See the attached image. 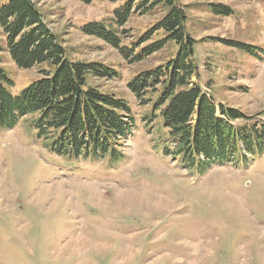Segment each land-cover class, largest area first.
Masks as SVG:
<instances>
[{
    "label": "rangeland",
    "instance_id": "rangeland-1",
    "mask_svg": "<svg viewBox=\"0 0 264 264\" xmlns=\"http://www.w3.org/2000/svg\"><path fill=\"white\" fill-rule=\"evenodd\" d=\"M177 1L196 41L198 84L217 116L230 109L250 117L232 121L236 128L264 125V0ZM125 2L37 0L70 60L115 73L89 83L123 100L134 126L116 163L52 155L30 115L0 129V264H264V152L213 164L202 174L164 153L160 119L143 120L151 105H142L127 85L165 65L176 48L170 43L134 61L163 38L155 26L166 12H134L116 25ZM220 7L229 13L213 10ZM88 24L116 29L120 47L132 55L85 35ZM0 67L13 95L46 69L21 70L6 52Z\"/></svg>",
    "mask_w": 264,
    "mask_h": 264
},
{
    "label": "trees",
    "instance_id": "trees-1",
    "mask_svg": "<svg viewBox=\"0 0 264 264\" xmlns=\"http://www.w3.org/2000/svg\"><path fill=\"white\" fill-rule=\"evenodd\" d=\"M69 1L87 4L90 0ZM156 8L166 12L155 26L163 38L141 49L134 61L170 43L176 54L165 65L137 75L127 87L142 105H151L143 118L146 123L160 119L164 153L192 174H202L213 164L244 160L247 152L262 154L264 125L236 128L232 121L250 117L223 108L217 116L212 97L198 84L196 41L187 32V15L177 0H126L115 12L114 22L121 25L134 12L145 14ZM213 10L229 13L225 7ZM82 32L124 56L132 52L120 47L117 30L111 26L88 24ZM0 34V53L6 52L19 69L46 67L19 95L9 92L13 82L0 67V129L10 130L30 115L37 138L52 155L69 161L109 158L111 163L118 162L123 156L120 148L134 126L128 116L131 111L123 100L89 83L91 78H112L115 73L97 63L70 60L45 23L37 0L2 2Z\"/></svg>",
    "mask_w": 264,
    "mask_h": 264
}]
</instances>
